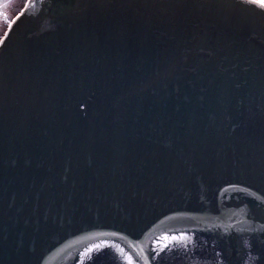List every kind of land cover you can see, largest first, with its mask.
Wrapping results in <instances>:
<instances>
[{
    "label": "water",
    "instance_id": "obj_1",
    "mask_svg": "<svg viewBox=\"0 0 264 264\" xmlns=\"http://www.w3.org/2000/svg\"><path fill=\"white\" fill-rule=\"evenodd\" d=\"M0 264H264V3L27 0Z\"/></svg>",
    "mask_w": 264,
    "mask_h": 264
},
{
    "label": "flooded vegetation",
    "instance_id": "obj_2",
    "mask_svg": "<svg viewBox=\"0 0 264 264\" xmlns=\"http://www.w3.org/2000/svg\"><path fill=\"white\" fill-rule=\"evenodd\" d=\"M12 4L8 5L9 12L4 10L2 8L1 15H0V37L3 35L5 30L7 29V26L11 19L20 11V9L23 7L24 3L27 0H10ZM19 3V5L16 7V5ZM16 7V8H15Z\"/></svg>",
    "mask_w": 264,
    "mask_h": 264
},
{
    "label": "rangeland",
    "instance_id": "obj_3",
    "mask_svg": "<svg viewBox=\"0 0 264 264\" xmlns=\"http://www.w3.org/2000/svg\"><path fill=\"white\" fill-rule=\"evenodd\" d=\"M264 1V0H262ZM12 4V2L10 0H0V15L2 14V8H4V10L6 9L7 12H9V9L7 8L8 5ZM19 5V3L16 5V7ZM15 7V8H16ZM10 13V12H9ZM11 14V13H10Z\"/></svg>",
    "mask_w": 264,
    "mask_h": 264
},
{
    "label": "snow or ice",
    "instance_id": "obj_4",
    "mask_svg": "<svg viewBox=\"0 0 264 264\" xmlns=\"http://www.w3.org/2000/svg\"><path fill=\"white\" fill-rule=\"evenodd\" d=\"M164 239H167V237H165ZM172 239H173V240H176L177 237L173 236Z\"/></svg>",
    "mask_w": 264,
    "mask_h": 264
}]
</instances>
